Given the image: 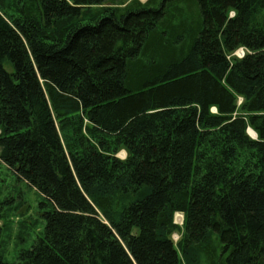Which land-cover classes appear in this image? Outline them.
I'll return each instance as SVG.
<instances>
[{"label": "trees", "instance_id": "obj_1", "mask_svg": "<svg viewBox=\"0 0 264 264\" xmlns=\"http://www.w3.org/2000/svg\"><path fill=\"white\" fill-rule=\"evenodd\" d=\"M114 1L0 0V162L45 220L0 264H264V0Z\"/></svg>", "mask_w": 264, "mask_h": 264}, {"label": "rangeland", "instance_id": "obj_2", "mask_svg": "<svg viewBox=\"0 0 264 264\" xmlns=\"http://www.w3.org/2000/svg\"><path fill=\"white\" fill-rule=\"evenodd\" d=\"M130 1L115 0L113 4L109 2L103 7L123 6ZM245 52V49L239 48L234 55L240 58ZM248 134L250 137L252 136L249 131ZM116 155L118 158L124 159L127 154L124 150H120ZM43 201L44 199L40 194L26 182L18 179L7 166L0 162V202L3 206V217L0 220V225L4 226L0 253L6 262H14L18 251L29 248L43 230L45 220L42 216L43 208L40 205ZM182 221L183 215L181 221L175 220L180 224L179 226H182ZM172 238L177 241L179 234L174 233Z\"/></svg>", "mask_w": 264, "mask_h": 264}, {"label": "bare ground", "instance_id": "obj_3", "mask_svg": "<svg viewBox=\"0 0 264 264\" xmlns=\"http://www.w3.org/2000/svg\"><path fill=\"white\" fill-rule=\"evenodd\" d=\"M249 133H250V135H252V137H254L255 135H254V132L252 131V130H250L249 129ZM181 219H182V215L181 214H175V220L177 221H181Z\"/></svg>", "mask_w": 264, "mask_h": 264}, {"label": "water", "instance_id": "obj_4", "mask_svg": "<svg viewBox=\"0 0 264 264\" xmlns=\"http://www.w3.org/2000/svg\"><path fill=\"white\" fill-rule=\"evenodd\" d=\"M254 135H255V134H254ZM253 138H255V136H254Z\"/></svg>", "mask_w": 264, "mask_h": 264}]
</instances>
